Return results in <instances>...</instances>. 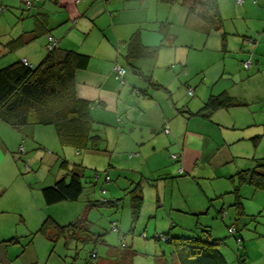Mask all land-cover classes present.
<instances>
[{
    "label": "crops",
    "instance_id": "crops-1",
    "mask_svg": "<svg viewBox=\"0 0 264 264\" xmlns=\"http://www.w3.org/2000/svg\"><path fill=\"white\" fill-rule=\"evenodd\" d=\"M76 1L31 0L32 8L23 11L24 0H0V14L16 11L21 24L15 32L0 29V69L22 60L32 67L38 65L47 54L48 36L56 40V49L87 55L86 68L75 73L76 97L89 104L93 128L103 137L98 150L109 154L110 173L118 178L121 168L127 166L136 174V178L124 182L123 188L118 181L109 184V196L117 197L120 188L128 195L139 185L141 195L155 191L156 203L161 196L163 209L169 199L165 208L169 214L214 215L217 219L211 218L215 221L211 224L218 226L220 214H228L225 207L234 204L237 174L253 171L264 177V0H216L221 18L218 30L206 26L190 11L192 0ZM176 27L180 32H174ZM135 33L143 47L161 44L154 58H126L127 42ZM180 37L190 38L185 45L189 51L206 50L207 55L202 60L198 57L193 69L189 52L182 54L184 50L175 47ZM246 62L251 64L248 71ZM115 66L124 68L121 79L116 77ZM221 94L238 105L220 108L208 120L189 116L209 97ZM66 148L51 126L14 129L0 121V264H64L61 249L67 250L76 240L93 242L86 233H80L79 239H48L36 233L47 217L66 226L48 212L41 189L69 172L84 177L81 167L65 160L54 169L58 156L67 158ZM131 153V159L127 155L130 162L124 160V155ZM46 159L44 168L49 163L55 166L42 174ZM170 161L177 165L170 168L171 175L154 182V174L160 176L170 167ZM18 164L23 167L19 169L23 184L14 187L28 200L24 197L21 214H12L18 217L16 222V217L13 220L8 213L12 212L11 203H18L13 194L17 191L10 194L12 185L4 178L12 172L16 176ZM35 167L33 174H20ZM175 175L183 178L172 177ZM97 182L93 180L94 185ZM175 188L178 197L172 202ZM250 190L263 191L241 184L239 199ZM16 225L24 226L20 229ZM195 228L197 233L167 230L163 235H200L218 240L209 224L198 222ZM92 252L96 256L94 264H118L99 258L96 249ZM106 255L119 260L120 253L111 247Z\"/></svg>",
    "mask_w": 264,
    "mask_h": 264
},
{
    "label": "rangeland",
    "instance_id": "rangeland-1",
    "mask_svg": "<svg viewBox=\"0 0 264 264\" xmlns=\"http://www.w3.org/2000/svg\"><path fill=\"white\" fill-rule=\"evenodd\" d=\"M22 7L24 11L25 7L23 3ZM20 27V15L16 11H6L2 15L0 14V29L5 28V31L15 32ZM174 32H180V30L176 27ZM0 33H2L1 30ZM179 40L180 41L176 43L175 47L177 50L183 49L184 51L182 54L185 51L189 52L188 61L193 69L195 63L198 62V57L202 60L205 55H207L206 50L201 51L202 53L192 50L189 51L185 45H188L187 43L191 41L190 38L180 37ZM189 79L190 78H188V80ZM65 150H69L67 158L65 159L58 156L59 160L54 169H59L63 160L67 161L71 166L73 165L77 168L81 167L79 169L84 171V177L81 178L83 192L78 201L48 206V212L54 214V217L63 225L74 223L76 219L84 215L86 219L85 225L97 240L90 243H82L76 240L69 244L67 250L66 248L61 249L59 255L61 259L65 260L64 264H88L87 262L92 264L90 253L93 249H96L98 257L102 258V260L115 261L118 264H176L172 257V245L165 241L166 238L170 236H162L163 233L167 230L177 233H197L195 227L198 222L203 225L204 223L209 224L211 233L214 237H217L220 242L219 250L227 264H264V191L254 193V191L250 190L239 199L241 202L242 214L237 213L233 204H231L232 206H228V204L225 207V211L228 214H220V219H218L219 225L213 226L214 224L211 223L215 222V218L217 219V216L214 215L213 217H211V215L206 217L204 214H182L176 213L175 211L169 214V210L165 209L169 206V199H166L165 208L163 209V198L160 196L159 201L156 203L155 188H152L154 193L150 194L148 191L145 194L142 193L143 199L142 205L140 206V213L138 214V218L134 221L131 217L129 196L121 190L124 182L136 178L133 169L127 166L121 168L120 175L117 178V176H113V174L110 173L111 169L108 167L109 154L105 153V151H77L68 147ZM47 152L45 151L44 153ZM127 155L129 154L124 155V160L130 162ZM47 161L46 159L43 162L42 174L49 172L51 166H55V163H49L48 168H44ZM169 164L170 167L160 172V176L157 177L158 174H154V182L159 178L164 179L165 175H171V169H173L176 164L171 161ZM18 166L19 168L18 172L16 171V176L15 173L12 172L9 176L4 178L9 180L12 185L10 194L13 193V190L17 191V187H14L16 184L22 183V176H19V169L23 167L19 164ZM35 171H37V167L27 172L23 170L20 174H33ZM95 176L99 178L97 184L94 185L93 180ZM105 177H108L109 182L104 183ZM172 177L183 178V176L179 177L178 175ZM116 181H118V184L121 186L118 193L119 195L117 197L115 196V198H111L107 188L109 184H114ZM101 189L105 191L104 196L100 194ZM175 190L176 188L173 189L172 198L170 197L172 202L176 201V197H178L176 196ZM13 194L17 198L18 203H11L9 207H11L10 210L12 212L8 214H11L9 216H12L13 220L14 217H16L17 222L18 217L12 214H21V211L23 212L25 208L23 199L25 196L23 192H21L20 195L19 191ZM104 198L115 203V205H93L94 203L102 201ZM27 200L28 198L25 197V201ZM17 209L20 212L17 211ZM66 212L68 214H66ZM19 221L21 222V219ZM26 221L27 224L29 220ZM112 223L115 224V230L111 229ZM21 224H23V222H21ZM172 225H174L173 228ZM16 226L22 229L24 225ZM231 227L238 228L233 235L228 232V228ZM123 246L125 247L123 248ZM111 247L116 248L120 253L118 256L119 260H116L114 256L106 255ZM64 252L66 253L65 257L63 256ZM124 253L125 258L122 260ZM126 253H129L131 256L127 257ZM94 261L93 259V262Z\"/></svg>",
    "mask_w": 264,
    "mask_h": 264
},
{
    "label": "trees",
    "instance_id": "trees-1",
    "mask_svg": "<svg viewBox=\"0 0 264 264\" xmlns=\"http://www.w3.org/2000/svg\"><path fill=\"white\" fill-rule=\"evenodd\" d=\"M182 1L187 2L188 0ZM76 2H80V0ZM31 8L32 6L25 7L26 10ZM189 9L206 26L214 30L220 28L221 18L216 0H192ZM47 44L48 41L46 46ZM56 46L57 44L51 51L46 49L47 54L34 67L27 63L24 64L23 61H15L0 69V121L14 129L27 125L51 126L61 146L71 147L77 151L98 150L103 141L101 131L93 128L88 102L77 98L75 93V73L86 68L88 56L75 51L56 49ZM160 47L161 44L151 48L143 47L139 42L138 33H135L127 42L126 58H154ZM122 69L124 71V68ZM135 74L142 77L138 72ZM122 77L117 78L121 79ZM144 80L152 86L158 87L152 83L150 78L144 77ZM120 81L122 82V80ZM135 95H139V92H136ZM236 105L238 103L225 94L211 96L200 110L189 114V116L208 120L214 111ZM262 135H264V128ZM64 164L65 162L61 166ZM236 177L237 186L233 190L235 196L233 206L238 214H242L238 186L248 184L254 189L264 191V177L253 173V171L240 172ZM82 191L81 176L69 172L56 180L53 185L43 187L41 195L44 204L51 206L61 202H76ZM128 195L131 217L135 221L142 205L139 185L133 187ZM93 205L112 206L115 203L105 198ZM85 224L84 215L66 226H60L53 219L47 217L36 233L48 239L59 236L79 239L80 233H86L91 241H96L97 238L89 232ZM162 236L167 237V235ZM169 239V244L172 245V257L176 264H227L219 251L220 242L218 240L200 235L169 237ZM126 256L130 257L131 255L126 253ZM124 258L125 253L122 260Z\"/></svg>",
    "mask_w": 264,
    "mask_h": 264
},
{
    "label": "built area",
    "instance_id": "built-area-1",
    "mask_svg": "<svg viewBox=\"0 0 264 264\" xmlns=\"http://www.w3.org/2000/svg\"><path fill=\"white\" fill-rule=\"evenodd\" d=\"M237 2L240 3L241 0H237ZM24 5H25L26 8H30V7L32 6V3H31L30 0H24ZM47 41H48V44H47V46H46V49H47L48 51L53 50V48H54L55 45H56V40L53 39L51 36H48V37H47ZM22 61H23L24 64H26V61H25V60H22ZM250 65H251L250 62H246V63H244V67H245V69H246L247 71L250 69ZM114 71H115L117 77H122V75L124 74L123 69H122L121 67H119V66H115V67H114ZM188 94H189V95L192 94V90H191V89L188 90ZM165 131H166V130H165ZM19 150H20L21 153H23V149H22L21 146L19 147ZM132 157H134L133 154H129V155H128V158L131 159ZM173 158H176V156H173ZM98 178H99L98 176H95V178H94L95 181H97ZM104 180H105L106 182L109 181L108 177H105ZM100 194H101V196H104V195H105V191H104L103 189H101V193H100ZM104 199H105V198H104ZM104 199H103V200H104ZM111 229H112V230H115V224H114V223L111 224ZM228 232H229L231 235H233V234L235 233V229H234L233 227L228 228ZM161 237H162V236H161ZM158 239H159V238H158ZM165 241L169 243V242H170V239H169V238H166ZM238 242H239V240H238ZM95 258H96L95 253L92 252V253H91V259H92L91 263H92V264H94L93 259H95Z\"/></svg>",
    "mask_w": 264,
    "mask_h": 264
}]
</instances>
